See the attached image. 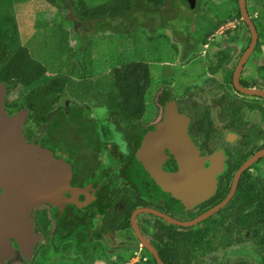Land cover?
<instances>
[{
    "label": "flooded vegetation",
    "instance_id": "flooded-vegetation-1",
    "mask_svg": "<svg viewBox=\"0 0 264 264\" xmlns=\"http://www.w3.org/2000/svg\"><path fill=\"white\" fill-rule=\"evenodd\" d=\"M196 4L197 0L191 11H196ZM236 6L243 39L231 36L218 43L207 42V36L198 39L187 34L185 39L175 40L169 29L170 56L164 63L158 61L170 83L169 91L162 93L169 92L178 112L187 117L188 136L207 156L218 155L222 160L212 195L193 205L175 207L161 196L152 197L148 192L153 191L139 178L135 168L138 145L160 122L161 105L158 120L139 119L122 127L108 117L105 106L106 129L101 126L103 121L88 119L87 109L76 105L85 109V119L76 121V168L71 172L76 206L57 211L46 203L32 210L36 234L41 240L49 238V244L44 242L39 248L41 241L35 246L31 258L39 260L36 262L48 264V248L53 254L60 253L61 246L71 241L80 264H158V260L161 264H264V96L244 94L233 83L236 67L251 42ZM248 16L253 23L256 17ZM253 26L257 39L237 80L242 89L264 93V34H260L264 26ZM241 31L235 25H221L213 27L210 36L220 33L227 38ZM31 126L27 121L21 126L26 143L39 141L56 159L68 158L69 135L58 130L45 140L43 132L36 136ZM162 169L175 172L176 162L165 158ZM215 208L203 220L183 225ZM69 213L76 222V238L55 242V232H63L62 219ZM49 220L53 227L47 237ZM10 264L26 261L17 254Z\"/></svg>",
    "mask_w": 264,
    "mask_h": 264
},
{
    "label": "water",
    "instance_id": "water-1",
    "mask_svg": "<svg viewBox=\"0 0 264 264\" xmlns=\"http://www.w3.org/2000/svg\"><path fill=\"white\" fill-rule=\"evenodd\" d=\"M181 1L189 10L195 7L196 0ZM237 5L241 19L249 29L251 42L236 67L233 83L244 94L264 96V93L242 89L238 84L240 68L251 53L257 34L245 0H237ZM7 92V86L0 83V264H10L17 254L28 261L35 246L41 242V236L35 232L34 208L46 203L56 206L57 211L68 205L76 206V189L71 185L69 164L56 159L51 151L40 146L39 141L26 143L21 126L28 112L22 109L7 113L4 108ZM160 105L162 118L141 139L135 168L142 182L157 196L175 207L193 205L214 192L216 176L223 168L222 160L218 155L207 156L194 145L187 134L188 119L178 112L169 92L162 94ZM165 158L176 162L175 172L163 171ZM206 163L208 167H204ZM216 210L183 225L195 224ZM158 264H161L159 260Z\"/></svg>",
    "mask_w": 264,
    "mask_h": 264
},
{
    "label": "rangeland",
    "instance_id": "rangeland-1",
    "mask_svg": "<svg viewBox=\"0 0 264 264\" xmlns=\"http://www.w3.org/2000/svg\"><path fill=\"white\" fill-rule=\"evenodd\" d=\"M107 1L110 0H0V24L2 28L5 29L9 22L8 16L12 15L11 18H13V15L16 16L15 20L19 33V45L27 49L32 59L46 67L45 76L48 77L55 76L62 70L59 65L61 54L58 51L60 45L58 30H70L69 24L70 21L73 20L76 22V27L74 32L71 33V43L73 42L72 46L74 53V57H72L71 60L77 65L80 75H84L87 70L85 57L89 49L93 56L91 59V69L95 75L105 74L114 66H119L127 62L142 61L147 63L150 70L151 83L145 95L146 109L144 117L140 119L141 121L158 120L160 118L159 115L157 116V110L159 109L158 105H160L159 99L164 89L169 91L170 83L167 81L165 72L163 71L164 66L159 64L158 61L162 63L167 61L170 56L167 51H169L172 39L183 40L186 38L187 34H191L194 38L198 39L207 36V42L214 41L218 43L223 41V39L231 40V36L233 39L238 40L244 38L243 29L241 27L243 25L238 21L235 15V10H237L235 0H197L195 12H197L198 9L199 12H197L195 17H193L195 12L189 11L186 7L184 9V5H182L183 3L182 1L180 2V0L162 1L161 4L157 5H155V3L153 4V0H147L146 3L149 6H146V4L145 6L149 9L147 11H139L138 14L135 15V18L131 20L130 24H126L124 27L130 28L132 34L129 36H117L112 34H103V36H100L94 34L91 39L84 44L82 47L83 49L78 51V49H76V30H78V33L81 32L82 29L79 28L78 25L81 20V25L86 22V19H83L84 17L78 13L83 14L87 9ZM63 6H65L66 10H64ZM246 6L251 17H262L261 25L264 26V0H248ZM71 8L76 10L75 12L78 14V18L76 13L70 15L73 10ZM62 14H65L68 20H63ZM192 17L193 20L191 22ZM230 17H232L233 20L231 19V21H229ZM88 21H90V19ZM143 22L148 26H150V23L152 24L151 26L153 29H151L153 33H155L154 35H150L147 31L144 32L142 29L138 28V24ZM96 23L97 22L93 25L95 29H98ZM109 25L112 27L111 23H109ZM221 25H235L242 31L241 33L236 32L234 35H228L227 38L220 33L210 36L213 33H210V30L215 26L219 27ZM82 27L84 28V26ZM159 28L161 29L158 30ZM104 29L107 33L108 28L105 27ZM169 29L174 32L171 34L172 39L168 32ZM263 32L264 30H261L260 34L263 35ZM171 54L174 56V53L171 52ZM15 88L16 90H14V93L5 100L4 108L7 113H10L11 100L16 97V92L21 90V85L17 84ZM32 90L33 89L30 87L29 92ZM72 102L81 107L84 106L87 109L86 117L95 120L99 124L103 121L104 124L101 126L105 128V106L98 104L90 97L82 103H79L72 99L67 93H62L55 104V108H65L68 104H72ZM26 111L28 112V110ZM31 127L35 135L39 136L41 127ZM70 134L74 135L73 131L70 132ZM70 134L66 137V140L76 142V135L73 136L74 140H71L70 137L72 136ZM42 210L43 209H40L38 214H40ZM47 223H49L50 226V228H48L47 237H50L53 224L51 220ZM41 225L44 228L45 223ZM48 239L49 238L41 240L43 243L39 245V248L41 245H44V242H47ZM55 242L57 241L55 240ZM70 242L61 246V250L63 251L60 253L53 254L50 252L51 248L47 247L49 253L47 260L48 264H80V258L76 261V256L73 255ZM47 243L49 244V242ZM31 257L26 261V264H42L36 262L38 259Z\"/></svg>",
    "mask_w": 264,
    "mask_h": 264
},
{
    "label": "trees",
    "instance_id": "trees-1",
    "mask_svg": "<svg viewBox=\"0 0 264 264\" xmlns=\"http://www.w3.org/2000/svg\"><path fill=\"white\" fill-rule=\"evenodd\" d=\"M146 1L110 0L87 9L83 14L78 13L84 17L83 19H86V22L81 25V20L78 26L82 31L78 33V30H76V49L78 51L83 49L84 44L94 34L100 36H103V34L117 36L132 34L130 28L124 27L126 24H130L139 11L149 9L146 7L149 6ZM162 1L168 2L167 0H153V4H161ZM236 2L237 0H235ZM63 8L66 10L65 6ZM71 9L73 10L70 15L76 13L74 8ZM78 14L76 13L77 18ZM11 16H8L9 22L5 29L0 24V83L8 88L6 98L14 93L17 84L21 85V90H18L16 97L11 100L10 112H17L22 109L28 110L27 124H32L37 128L41 127L43 139H52L53 133L56 134L58 130L64 131L65 135H69L73 131L76 135V121L79 122L85 119V109H77L74 102L68 104L65 108H55V104L62 93H67L79 103L90 97L98 104L106 106L108 117L112 121L118 122L120 127L127 122L144 117L146 109L145 95L151 83L147 63L142 61L127 62L114 66L105 74L95 75L91 69L93 56L89 49L85 57L87 70L84 75H80L77 65L71 60L74 57L71 33L74 32L76 27V22L73 20L70 21L72 26L69 24L70 30H58L60 37L58 51L61 54L59 65L62 70L55 76H45L46 67L32 59L27 49L19 45L16 16L13 15V18ZM62 16L63 20H68L65 14H62ZM89 19L90 21H88ZM261 19V16H257L253 24L261 25ZM95 22L98 23H96L98 29H95L93 25ZM108 22L112 24V27ZM102 26L108 28L107 33ZM138 28H145L148 34L154 35L153 28L147 24L144 26V22L139 23ZM30 87L33 89L31 92H29ZM27 92H29V96L26 94ZM74 143L66 140V147L69 150H67L68 158L64 162L69 164L71 172L76 168V158L74 157L76 155V144ZM72 148L74 149L72 150ZM148 193L152 197H157L151 191ZM62 220H64L63 232L61 229L59 234L55 232L54 241L76 238V222L72 217V213L66 214Z\"/></svg>",
    "mask_w": 264,
    "mask_h": 264
}]
</instances>
